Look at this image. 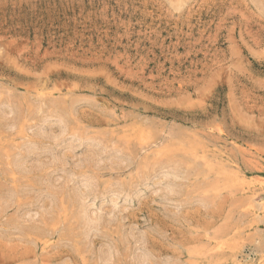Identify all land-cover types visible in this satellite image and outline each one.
I'll use <instances>...</instances> for the list:
<instances>
[{"label":"rangeland","instance_id":"obj_1","mask_svg":"<svg viewBox=\"0 0 264 264\" xmlns=\"http://www.w3.org/2000/svg\"><path fill=\"white\" fill-rule=\"evenodd\" d=\"M0 264H264V0H0Z\"/></svg>","mask_w":264,"mask_h":264},{"label":"bare ground","instance_id":"obj_2","mask_svg":"<svg viewBox=\"0 0 264 264\" xmlns=\"http://www.w3.org/2000/svg\"><path fill=\"white\" fill-rule=\"evenodd\" d=\"M142 260V259H141Z\"/></svg>","mask_w":264,"mask_h":264}]
</instances>
